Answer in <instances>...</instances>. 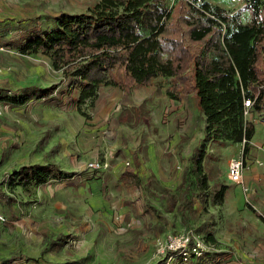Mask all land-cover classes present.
Wrapping results in <instances>:
<instances>
[{"label": "rangeland", "instance_id": "rangeland-1", "mask_svg": "<svg viewBox=\"0 0 264 264\" xmlns=\"http://www.w3.org/2000/svg\"><path fill=\"white\" fill-rule=\"evenodd\" d=\"M204 1L250 20L244 0ZM97 2L0 0V41L15 43L0 44V191L8 197H0V261L24 256L32 260L14 264H182L160 255L156 243L188 233L204 241L205 253L183 264H264V108L246 117L254 124L252 139L235 143L209 139L203 114L190 134L188 107L196 109L197 100L174 101L167 94L171 79L134 88L133 103L113 86L102 87L80 109L43 100L9 103L25 88L60 96L68 86L63 69L22 52L19 35L36 24L52 27L51 17L61 13H90ZM194 114L200 116L197 109ZM197 147L206 150L205 201L197 184L189 182L186 190L183 183ZM235 157L243 160V183L253 197L228 178ZM93 162L101 168L90 167ZM25 165H54L74 177L24 188L14 172ZM127 169L141 177V188L124 184ZM223 187L226 195L218 201ZM170 196L177 198L175 206ZM184 199L190 201L185 217L178 209Z\"/></svg>", "mask_w": 264, "mask_h": 264}, {"label": "trees", "instance_id": "trees-1", "mask_svg": "<svg viewBox=\"0 0 264 264\" xmlns=\"http://www.w3.org/2000/svg\"><path fill=\"white\" fill-rule=\"evenodd\" d=\"M168 1L98 0L90 13H61L51 17L52 27L36 24L22 32L16 41L22 52L42 55L63 69L68 86L60 96L25 88L9 98V103L22 106L43 100L80 109V104L97 97L104 86L119 88L123 100L133 103L134 88L171 79L174 84L167 94L174 101L197 100L200 116L195 118L196 109L188 107V115L194 118L190 134L199 127L203 114L209 139L248 143L254 124L245 116V101L255 100L251 111L264 108V89L260 88L264 85V0H244L250 12L247 23L239 14L232 15L208 1L175 0L171 5ZM0 44L15 43L5 40ZM205 152L200 147L193 151L192 167L183 175L186 190L189 182L197 184L203 201L208 187ZM14 177L27 188L51 179L71 181L74 175L54 165H25ZM121 178L126 186H142L133 169L125 170ZM225 195L223 187L215 197L223 201ZM0 197L8 199L1 191ZM176 201L175 196L169 197L173 206ZM189 207L187 199L179 205L183 217ZM30 260L19 256L0 264Z\"/></svg>", "mask_w": 264, "mask_h": 264}, {"label": "built area", "instance_id": "built-area-1", "mask_svg": "<svg viewBox=\"0 0 264 264\" xmlns=\"http://www.w3.org/2000/svg\"><path fill=\"white\" fill-rule=\"evenodd\" d=\"M236 1V0H232ZM264 89V85L260 86ZM255 100L247 99L245 101V116L250 114V108L254 105ZM130 166V162H126ZM260 164H262L260 162ZM92 168H101L98 162L90 163ZM244 163L241 158H232L228 168V178L231 182L242 185L243 191L248 193L250 189L244 185ZM157 251L164 257L167 255L169 258L178 257L183 262H189L193 258H201L204 255L205 243L200 238L192 237L191 234L182 233L178 235L167 234L164 237L157 239Z\"/></svg>", "mask_w": 264, "mask_h": 264}, {"label": "crops", "instance_id": "crops-1", "mask_svg": "<svg viewBox=\"0 0 264 264\" xmlns=\"http://www.w3.org/2000/svg\"><path fill=\"white\" fill-rule=\"evenodd\" d=\"M261 162H262V161H261ZM258 176H259V175H258ZM255 178H256V180H259V177H255ZM230 182H231V181H230ZM232 183H233V182H232ZM235 184H236V183H235ZM237 185H239V184H237ZM240 186H242V185H240ZM130 188H132V187H130ZM132 189H137V188H132ZM249 192H250V194L252 193V197L255 195V193L253 192L252 189H250ZM249 192H248V193H249ZM178 259H180V258H178ZM193 259H194V258H193ZM193 259H192V260H193ZM260 259H261V260H264V258H260ZM192 260H191V261H192ZM191 261H189V262H183V261L180 259V262H182V264H183V263H190Z\"/></svg>", "mask_w": 264, "mask_h": 264}]
</instances>
